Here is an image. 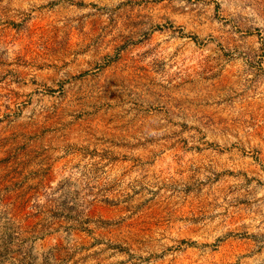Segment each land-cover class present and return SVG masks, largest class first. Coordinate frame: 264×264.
Segmentation results:
<instances>
[{
    "label": "rangeland",
    "instance_id": "rangeland-1",
    "mask_svg": "<svg viewBox=\"0 0 264 264\" xmlns=\"http://www.w3.org/2000/svg\"><path fill=\"white\" fill-rule=\"evenodd\" d=\"M0 264H264V0H0Z\"/></svg>",
    "mask_w": 264,
    "mask_h": 264
}]
</instances>
